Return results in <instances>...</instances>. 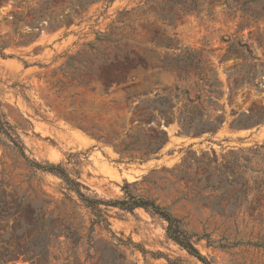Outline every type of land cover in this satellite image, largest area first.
<instances>
[{"label": "rangeland", "instance_id": "rangeland-1", "mask_svg": "<svg viewBox=\"0 0 264 264\" xmlns=\"http://www.w3.org/2000/svg\"><path fill=\"white\" fill-rule=\"evenodd\" d=\"M0 53L29 160L90 198L128 184L212 264H264V0H0ZM99 208L0 134V264H202L157 215Z\"/></svg>", "mask_w": 264, "mask_h": 264}, {"label": "trees", "instance_id": "trees-1", "mask_svg": "<svg viewBox=\"0 0 264 264\" xmlns=\"http://www.w3.org/2000/svg\"><path fill=\"white\" fill-rule=\"evenodd\" d=\"M1 54V53H0ZM1 56H3L1 54ZM118 84V83H117ZM161 117L165 120L173 119L171 111L169 109H159L158 110ZM182 124H187V130L193 131L194 134L200 130V133L209 132L211 127H202L200 129L194 128L191 124V118L189 122L186 120L181 121ZM0 134H3L11 143L12 147L19 153V155L27 162L30 167H34L43 172H48L54 174L61 178L67 190L73 192L77 198L83 203V205L90 209L91 213L97 218V224H102L107 227V214L105 210H101L99 207H116L124 211L131 212L135 209H143L153 215H157L166 222V236L168 239L177 244L182 248L188 255L196 258L202 264H212L206 257L202 256L198 250L195 248V244L192 240V236L187 234L186 231L181 227L180 220L173 217L166 209L159 207L154 203L153 200L134 195L127 190L128 184L125 185L124 197L120 200H102L97 198H90L80 191L82 187L78 182L72 179L67 171L60 164H45L41 165L35 161H31L25 155L23 146L19 142L17 136L12 132L7 122H5L0 116ZM207 244L210 242L207 241ZM40 258L39 254H31L28 259L33 261L36 259V264H38Z\"/></svg>", "mask_w": 264, "mask_h": 264}]
</instances>
